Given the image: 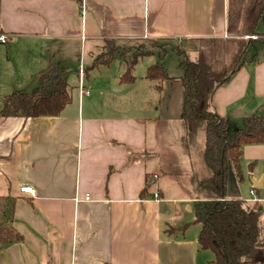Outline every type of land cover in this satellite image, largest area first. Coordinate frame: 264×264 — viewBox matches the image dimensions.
Masks as SVG:
<instances>
[{"label": "crops", "instance_id": "0c3cea01", "mask_svg": "<svg viewBox=\"0 0 264 264\" xmlns=\"http://www.w3.org/2000/svg\"><path fill=\"white\" fill-rule=\"evenodd\" d=\"M227 13L228 0H0V196L15 197L11 224L23 237L0 247V264H202L191 188L176 172L190 170L179 157L180 79L158 88L148 65L133 81L121 82L120 71L91 80L88 66L108 41L132 51L136 40L170 39L196 55L199 39L229 36ZM259 36L211 100L230 131L264 113ZM57 64L72 87L59 115L2 116L5 95L31 91ZM167 120L180 124L173 142ZM241 168L247 201L264 202V142L243 146Z\"/></svg>", "mask_w": 264, "mask_h": 264}, {"label": "trees", "instance_id": "16d2710c", "mask_svg": "<svg viewBox=\"0 0 264 264\" xmlns=\"http://www.w3.org/2000/svg\"><path fill=\"white\" fill-rule=\"evenodd\" d=\"M261 21L264 0H228V37L199 39L194 58L185 47L181 49L177 53L179 76H170L163 63L150 65L146 73V78L158 82V88L172 78H179L183 86L181 142L190 170L184 172L178 167L176 172L190 185L187 192L194 199L196 222L201 224L199 246L214 254L208 264H264V202L249 204L240 196L228 195L229 170L243 180V146L264 142V113L245 116L242 125L230 131L225 118L211 107L214 93L243 64L253 41L259 40L244 36L264 34L258 30ZM108 42L93 65L110 64L118 47ZM153 53L160 57L166 54L149 49L134 51L120 81H133L138 58ZM67 73L62 65H53L31 91L5 95L2 116L59 115L72 98ZM14 206L15 197L0 196V247L23 239L11 224Z\"/></svg>", "mask_w": 264, "mask_h": 264}, {"label": "rangeland", "instance_id": "374dc122", "mask_svg": "<svg viewBox=\"0 0 264 264\" xmlns=\"http://www.w3.org/2000/svg\"><path fill=\"white\" fill-rule=\"evenodd\" d=\"M263 28H264V22L262 21L258 24V30L262 31ZM247 39H249V38H247ZM262 39L263 38L260 37V39L257 41H261ZM197 42L199 43V41H197ZM131 43L134 44V46H131V47H134L132 50L133 52L134 51H145L146 49H149L151 51L160 52V54L167 53L166 55L164 54L165 56L163 55L164 59H165L164 63L167 66V69L169 70L168 72L173 73V74L181 72V69L177 68L175 66V64H177V60H178L177 53L179 51H181V49H183L184 47H187L189 45V43L176 42V40L174 41V40H170V39H158V40L152 39V40H148V41H144V42L136 40V41H133ZM178 44H179V46H178ZM121 45H127V44L114 43V46H116V47H118V46L120 47ZM253 50H254V48H253V46H251L250 51L252 52ZM132 51H129V50L125 51L124 48L123 49L121 48L120 51L115 50L113 58H112L109 65L103 64L102 66H99V67H98V65L93 67L92 63L89 64L88 71L90 72L89 73L90 79L93 80V78L95 79V77H98L100 72L105 73L106 75L115 74V73H117V71L118 72L119 71L125 72L128 68L129 63L131 62V60L133 58V52ZM191 57L194 58L195 54H193ZM246 57H247V55H246ZM156 63H163V61L160 60L159 58H157L156 56H153V55H146L143 57L141 56L140 58H138V61L135 63L133 71H135L136 74H140L141 77L142 76L144 77L145 73H143V72H145L146 67L148 65H153ZM104 65H106V66H104ZM99 69H101V71H99ZM93 71H95V73L91 75V73ZM71 76L73 79L72 84L75 86L78 85L77 78H76L74 72H71ZM152 82H155L156 84H158V82L155 80H152ZM102 83H107V81L102 82ZM167 121L165 122V125H162V130H167V135H169L168 140L170 142H173L175 137L172 134L176 130L179 133V130H181L180 124H177V122H176V125H175V124L169 122V120H167ZM180 134H182V132ZM181 151H182V155H180L179 157L182 161V163H181L182 168L185 167V168H187L186 170H188V168H190L189 167L190 163H189V159L187 158V156H186V154L182 148V145H181ZM178 153H179V151H178ZM239 188L241 191L240 197H242L247 203H249V201H247V200H249L251 197V194H250L251 187L249 188V187H247V185L242 183L241 187H239ZM202 253H203L202 264L204 261L206 264L207 259H213L214 258V254L210 250H205Z\"/></svg>", "mask_w": 264, "mask_h": 264}, {"label": "water", "instance_id": "95a60500", "mask_svg": "<svg viewBox=\"0 0 264 264\" xmlns=\"http://www.w3.org/2000/svg\"><path fill=\"white\" fill-rule=\"evenodd\" d=\"M251 181L255 187L259 186V184L257 183L258 180H256L254 177H251ZM228 195L232 197L241 195L238 179L231 169L229 170Z\"/></svg>", "mask_w": 264, "mask_h": 264}, {"label": "built area", "instance_id": "2783aa9c", "mask_svg": "<svg viewBox=\"0 0 264 264\" xmlns=\"http://www.w3.org/2000/svg\"><path fill=\"white\" fill-rule=\"evenodd\" d=\"M245 37L249 38V39H258V38H260V36L258 34L246 35ZM6 41H7V35L0 34V42L1 43H5ZM80 73H81V75H83V73H84V70L82 68L80 69ZM80 87H81L82 93L89 94V90L85 89V87L83 85V78L82 77L80 78ZM21 190L23 192H32V193L34 191L33 187L30 186V185L23 186L21 188ZM252 193H254V190H252ZM155 197H158V193L157 192L155 193Z\"/></svg>", "mask_w": 264, "mask_h": 264}]
</instances>
